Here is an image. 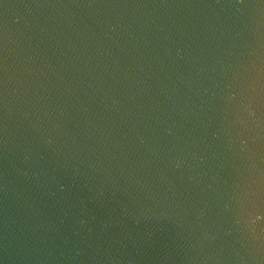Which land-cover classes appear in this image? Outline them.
Masks as SVG:
<instances>
[{
	"label": "water",
	"instance_id": "water-1",
	"mask_svg": "<svg viewBox=\"0 0 264 264\" xmlns=\"http://www.w3.org/2000/svg\"><path fill=\"white\" fill-rule=\"evenodd\" d=\"M0 264H264V0H0Z\"/></svg>",
	"mask_w": 264,
	"mask_h": 264
}]
</instances>
